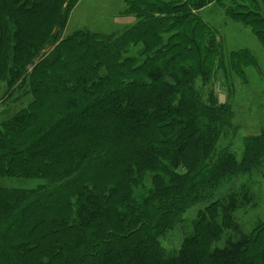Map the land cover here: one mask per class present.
<instances>
[{
    "label": "trees",
    "instance_id": "obj_1",
    "mask_svg": "<svg viewBox=\"0 0 264 264\" xmlns=\"http://www.w3.org/2000/svg\"><path fill=\"white\" fill-rule=\"evenodd\" d=\"M80 1L0 0L1 98L21 107L0 127V177L40 181L0 187V264H264V222L236 219L256 206L236 181L264 166V127L241 161L221 145L235 114L200 11L228 5L264 35L260 13L126 0L124 31L67 35Z\"/></svg>",
    "mask_w": 264,
    "mask_h": 264
},
{
    "label": "rangeland",
    "instance_id": "obj_2",
    "mask_svg": "<svg viewBox=\"0 0 264 264\" xmlns=\"http://www.w3.org/2000/svg\"><path fill=\"white\" fill-rule=\"evenodd\" d=\"M233 1L246 5L250 11L260 13L264 22V0H252L253 6L246 0ZM226 6L228 5L215 3L202 9L200 14L215 30L220 41L221 55L216 64L219 72L214 77L216 81L212 83L214 90L216 89L220 102L229 105L235 114V136L231 132L221 145L230 146L241 161L244 139L258 135L264 127V35L253 32L245 21L230 17ZM127 12L126 0H81L70 16L66 34L71 35L79 30L103 34L120 33L135 22L134 17L128 16ZM244 58L247 59V64ZM4 91L5 87L0 84V127L10 119L11 113L15 115L21 109L19 104L14 106L12 103L2 102ZM239 180L241 181H236V186L246 182L251 188L253 186L256 197V206L240 209L236 213L241 230L249 233L264 222V166L251 176L247 175ZM39 185L38 180H10L0 177V187L8 189H32ZM180 239L178 233L166 246L177 249Z\"/></svg>",
    "mask_w": 264,
    "mask_h": 264
},
{
    "label": "crops",
    "instance_id": "obj_3",
    "mask_svg": "<svg viewBox=\"0 0 264 264\" xmlns=\"http://www.w3.org/2000/svg\"><path fill=\"white\" fill-rule=\"evenodd\" d=\"M14 114L13 113H11V116H10V118L13 116Z\"/></svg>",
    "mask_w": 264,
    "mask_h": 264
}]
</instances>
